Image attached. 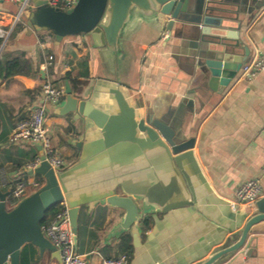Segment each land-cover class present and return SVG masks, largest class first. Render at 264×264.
<instances>
[{"label":"crops","instance_id":"0c3cea01","mask_svg":"<svg viewBox=\"0 0 264 264\" xmlns=\"http://www.w3.org/2000/svg\"><path fill=\"white\" fill-rule=\"evenodd\" d=\"M24 1L0 0V23L12 35L0 55L5 52L11 59L24 54L32 66L29 75L0 77V189L9 191L5 179L45 182L25 167L39 156L37 144H13L10 134L36 105L46 104L41 96L45 80L65 88L64 76L73 69L85 71L82 62L88 60L89 76H80V85L69 82L73 96L90 99L98 108L116 113L118 105L111 88L120 86L132 104L142 107L140 115L146 120L159 118L180 138H195L194 156L212 190L199 201L204 207L200 214L203 221L178 210L164 212L163 204L133 197L139 203L141 217L139 264H199L230 237L239 235L255 208L238 201V188L249 179L260 178L264 189V72L252 77L242 73L230 86L215 91L209 87L204 65L210 49L232 46L233 54L244 55L238 40L251 42L248 59L264 52V0H205L202 17L222 22L206 25L207 32L202 30V21L198 25L189 23L177 30L178 34L170 33L154 16L135 10L121 37L124 51L117 52L97 47L86 33L68 35L57 42L51 31L30 30L28 19L35 10L32 2L15 22ZM50 56L51 65L47 63ZM65 103L66 96L56 106L47 105L45 120L53 144L65 160L62 170L79 162L85 143L101 137V130L91 120L75 112H63ZM113 168L112 172L93 175L78 191L98 198L117 179V173L128 172L134 183L143 182L163 195L169 192L176 175L162 152L147 155L129 168ZM177 179L186 193L184 180ZM172 191L168 203L177 195ZM117 192L122 194L121 188ZM125 214L123 208L108 203L91 202L80 207L77 250L87 255L88 264H101V257L127 253L123 238L129 239V264H133L136 248L132 229L122 227ZM32 247L35 256L30 264H50L57 259L50 251L41 255ZM216 264H264V222L254 227L243 249Z\"/></svg>","mask_w":264,"mask_h":264},{"label":"water","instance_id":"95a60500","mask_svg":"<svg viewBox=\"0 0 264 264\" xmlns=\"http://www.w3.org/2000/svg\"><path fill=\"white\" fill-rule=\"evenodd\" d=\"M30 1L35 6L28 19L30 30L51 31L57 42L68 35L86 33L92 37L97 47L111 48L116 52L124 51L121 37L135 10L154 16L170 33L178 34L176 31L189 23L198 25L203 21V32L209 31L206 26L208 24L222 23L209 16L202 17L200 10L205 0H78L68 10L51 5L49 0ZM237 42V46L243 45L244 55L233 54L232 46L210 49L205 60L204 74L209 75V87L212 90L218 91L230 86L253 60L254 48V55L248 59L252 51L251 42L248 39ZM3 46L4 43L0 49ZM65 93L63 112H75L77 116L91 120L101 130V137L84 144L83 156L77 164L57 172L45 159L42 146L37 145L41 162L36 168L29 170V173L41 175L44 184L13 207L7 204L8 192L0 189V264H21L23 248L27 244L36 247L41 255L50 251L54 258L60 259L57 247L43 233L42 222L53 205L64 201L69 207L76 241L82 205L100 202L123 208L126 214L122 227L132 229L136 248L133 264H139L142 250L138 227L141 219L140 206L133 197L144 198L149 203L163 204L164 212L178 210L179 213H190L198 220H205L204 216H200L204 207L199 201L204 194H212V190L195 159L194 137L180 138L167 122L159 118L146 120L145 116L140 115L142 107L132 104L130 97L120 86L111 88L118 105L116 113L98 108L90 99L79 100L74 97L68 80L65 81ZM161 152L167 155L176 173L167 194L163 192V195H159L155 187L145 186L143 182L134 183L128 172L117 173V179L98 198L78 191L82 184L90 181L97 173L112 172L115 166L129 168L147 155ZM179 177L185 182L186 193L179 184ZM118 188H121L122 194L117 192ZM173 189L177 195L174 201L168 203L173 196ZM97 192L99 191H95ZM262 222L264 196L257 201L255 212L247 217L239 235L230 237L224 246L199 264H216L243 249L254 227ZM250 251L249 249L247 254Z\"/></svg>","mask_w":264,"mask_h":264},{"label":"built area","instance_id":"2783aa9c","mask_svg":"<svg viewBox=\"0 0 264 264\" xmlns=\"http://www.w3.org/2000/svg\"><path fill=\"white\" fill-rule=\"evenodd\" d=\"M30 2V0L24 1L15 22L19 20ZM49 2L53 6L68 10L72 9L78 0H49ZM10 35L11 31L5 29L0 23V38L4 44L8 41ZM47 63L49 65L53 63L52 56L49 57ZM259 72H264V52H257L251 63L243 71L249 77L255 76ZM41 96L46 104L40 103L36 105L30 115L18 121L9 139L13 144L31 142L41 145L45 159L57 172L64 168L65 160L55 148L45 120L47 105L56 106L60 104L66 96L65 88L52 80H45L41 85ZM40 162L41 159L37 156L34 160L27 163L25 167L27 170H33ZM43 184L39 180L29 182L24 178L14 182L5 179L4 185L9 188L7 197L8 206L9 202H12V205L15 206L19 201L34 192V190H38ZM262 196H264V189L260 178H252L245 181L237 190L238 201L248 208H255L257 201ZM60 204L62 208L49 222L42 225L43 233L57 247L60 256V259H54L50 264H88L87 255L81 254L77 250V241L70 219L69 207L65 201ZM130 260V254L122 253L116 257H101V264H129Z\"/></svg>","mask_w":264,"mask_h":264},{"label":"trees","instance_id":"16d2710c","mask_svg":"<svg viewBox=\"0 0 264 264\" xmlns=\"http://www.w3.org/2000/svg\"><path fill=\"white\" fill-rule=\"evenodd\" d=\"M13 33H14V30H13ZM2 44H3V40L0 38V48ZM4 53L2 52V54L0 55V77L9 78L17 74L29 75L31 73V70H32L31 63L29 59L26 56H24V54L15 55V57L11 59H7ZM82 64L85 67V71H81V73H78L76 69H73L72 71L68 72L64 76V79L68 80L75 86L80 85L81 82L80 80H78V78L80 76H89L90 74L88 60H84ZM78 74L80 75L78 76ZM61 208H62V205L60 203L53 205L47 211L46 217L43 220L42 225L49 222ZM145 224L148 225V220L145 221ZM122 244H123L124 249L127 251V253L131 255L130 253L131 247L129 245V239L123 238ZM34 256H35V249L31 245L27 244L23 248L21 264H30Z\"/></svg>","mask_w":264,"mask_h":264},{"label":"rangeland","instance_id":"374dc122","mask_svg":"<svg viewBox=\"0 0 264 264\" xmlns=\"http://www.w3.org/2000/svg\"><path fill=\"white\" fill-rule=\"evenodd\" d=\"M12 204H13L12 202H9V207L13 206Z\"/></svg>","mask_w":264,"mask_h":264}]
</instances>
